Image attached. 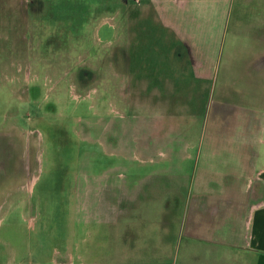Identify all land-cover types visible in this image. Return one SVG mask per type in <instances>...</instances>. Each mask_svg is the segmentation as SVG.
<instances>
[{"label":"rangeland","instance_id":"374dc122","mask_svg":"<svg viewBox=\"0 0 264 264\" xmlns=\"http://www.w3.org/2000/svg\"><path fill=\"white\" fill-rule=\"evenodd\" d=\"M155 1L0 0L5 259L122 264L115 253L122 221L116 191L122 194L124 186L131 194L138 184L147 213L142 219L171 221L175 244L158 255H148L154 247H141L142 255L124 264L222 263L206 243L199 244V260L191 261L187 237L176 229L201 220L207 204L204 218H212L216 196L198 191L206 181L223 191L232 173L220 184L219 171L234 166L218 163L250 152V145L264 156V0L204 1L210 13H219L206 22L214 26V44L219 33L218 46L202 56L213 66L206 80L194 76L176 46L170 48L174 41H165ZM33 173L38 183L30 193ZM246 182L239 177L230 186L247 193ZM107 196L114 206L108 213L102 206ZM69 241L73 257L66 255ZM53 247L59 263L49 260Z\"/></svg>","mask_w":264,"mask_h":264},{"label":"crops","instance_id":"0c3cea01","mask_svg":"<svg viewBox=\"0 0 264 264\" xmlns=\"http://www.w3.org/2000/svg\"><path fill=\"white\" fill-rule=\"evenodd\" d=\"M201 1V7L199 1L196 0H156L155 6L159 11L158 19L163 23L165 41L170 44L174 41L175 44H171L170 48L176 46L179 49V54L189 61L194 76L198 79L206 80L212 77L213 66L212 64L210 66L209 61L207 62L202 56L210 53L212 51L211 48L217 47L219 44L218 32L215 44L214 39L212 41L209 40L214 37V26H207L206 22H212L219 13L218 10L214 14L212 11L210 13V10L205 6V0ZM223 1L212 0L213 5L223 6L228 2V0L225 3ZM204 25H206V28ZM259 104L260 107H263L261 99H259ZM252 146L250 145V152L246 153L244 151V154H236L238 158L235 157L234 160L226 159L218 163L228 167L234 166L232 171L220 170L218 174L221 178V184L224 180L223 175L227 176L232 173V178H230L229 182L226 180L221 185L219 184L223 187L222 192L226 189L228 193H218L214 189L216 187L212 181H206L204 185L200 184L199 193H214L216 196L215 202L211 204L212 218L209 221L204 218V214L209 207L207 204L203 207V212L200 211L202 213L201 220H188L182 224L179 231L176 229L177 236L179 232L180 234L182 232L187 237L188 245L191 248L189 249L188 247L191 261L199 260L201 257L199 244L206 243L215 247V254L222 259L221 264H241L242 262H245V264H252L251 262L264 264V156L261 157V154L254 152L255 146ZM258 160H262L263 163L259 169L257 168ZM235 166L241 167V170L236 169ZM31 175L27 181L28 184H26L30 193L34 191L38 183V175L36 173ZM88 177L89 174H87L86 179ZM239 177L246 178L245 191L249 190L247 193L239 192L236 184L230 186L231 183H236ZM136 187L137 192L133 190L131 194L128 193L124 186L121 189L122 194L116 191L120 205L116 201L115 208H117V214H119L120 219L122 218V221L117 223L116 226L115 240L117 245L115 253L116 260L122 264L129 257L136 259L142 255L137 254L142 251L141 247H154L149 248L148 255L151 253L158 255V253H161L159 249L163 248L164 250V247H171L175 244L173 242L171 221L164 224H155L150 222V219H145L148 221L142 219V216L147 213L141 209L139 185L136 184ZM82 188L87 192L91 189L85 184ZM77 192H79L78 184L74 188L73 198L76 197ZM110 192L112 193L113 191ZM108 200L109 196H107L106 202L102 203L106 213L114 207ZM73 206L75 210V203ZM163 206L164 211L167 212L166 199ZM167 206L170 212V200ZM71 221L74 231L72 236L74 237L78 220L73 216ZM33 224L34 221L31 220V225L33 226ZM72 242L69 241L68 243L66 255L73 257L76 252L72 248ZM56 249L53 247V257L49 260L56 261L59 253ZM54 254H56V257ZM26 256L12 255L5 259L0 254V264H29ZM56 262L59 263L58 260Z\"/></svg>","mask_w":264,"mask_h":264}]
</instances>
